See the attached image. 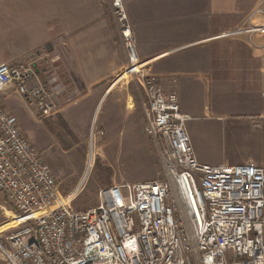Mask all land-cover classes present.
<instances>
[{
  "label": "built area",
  "instance_id": "obj_1",
  "mask_svg": "<svg viewBox=\"0 0 264 264\" xmlns=\"http://www.w3.org/2000/svg\"><path fill=\"white\" fill-rule=\"evenodd\" d=\"M120 24L126 71L143 89V131L159 158L160 179L100 188L96 206L74 210L56 178L0 96V191L15 224L0 231L5 264H264V162L198 161L176 91L140 68L121 0H109ZM234 34L264 59V0ZM0 63V93L13 84L40 116L54 108L32 62ZM58 58L50 57L54 63ZM47 83V84H46ZM9 218V217H7ZM11 219V220H12Z\"/></svg>",
  "mask_w": 264,
  "mask_h": 264
},
{
  "label": "rangeland",
  "instance_id": "obj_2",
  "mask_svg": "<svg viewBox=\"0 0 264 264\" xmlns=\"http://www.w3.org/2000/svg\"><path fill=\"white\" fill-rule=\"evenodd\" d=\"M12 1L15 9L20 5L21 12L12 16H4L3 12L6 11L0 12V58L7 56L14 48L20 51L34 41L37 43L40 37L41 40L46 39L44 19L47 16L54 15L61 21H67L74 13L82 11L83 14L93 3L92 0ZM96 3L103 11L101 21L105 22L106 61L113 65L112 74L106 79L108 81L95 84L85 82L86 68L80 62L73 66L67 38L65 34L58 33L33 49L29 61H33L40 47L47 45L49 55L41 61L32 62V65L43 82H47L49 73L56 76L54 82L45 86L54 107L48 115L51 116L46 120L39 115L35 118L36 113L31 114L36 111L35 107L31 103L24 104L15 90L4 99L6 107L19 111L21 128L50 166L61 197L74 210L96 206L100 188L121 182L160 179L163 176L155 149L143 132L141 91L137 90L134 80L127 85L118 83L108 95L103 96L110 82L126 70L127 58L112 3L109 0H98ZM121 3L144 73H147V69L152 72L163 68L162 61H151L146 66L144 60L184 38L183 33L166 31L174 25V20L179 19V13L189 16L196 9H209L211 6L209 2L196 0H121ZM202 20L205 33L210 20L201 19V23ZM86 49L89 50V47ZM88 50L80 49L83 60L87 59L83 55ZM91 51L102 66L104 51L99 54L98 50ZM51 56L58 59L51 63ZM8 85L13 87V84ZM209 143V154L214 157L227 154L230 148L227 138H211ZM9 211V201L0 191V231L15 224ZM0 264L5 262L0 260Z\"/></svg>",
  "mask_w": 264,
  "mask_h": 264
},
{
  "label": "crops",
  "instance_id": "obj_3",
  "mask_svg": "<svg viewBox=\"0 0 264 264\" xmlns=\"http://www.w3.org/2000/svg\"><path fill=\"white\" fill-rule=\"evenodd\" d=\"M15 1L20 3L21 0ZM196 1H206L211 6L209 9H196L189 16L179 13V19L174 20V25L166 31L183 33L184 38L178 44L166 47L161 53L144 60L143 64L146 66L151 61H162L163 65L162 69L157 68L152 72L147 69L146 74L156 77L166 89L176 91L180 110L189 117L185 128L198 161L212 165L252 161L261 165L264 162V59L260 50L249 45L245 34H234V30L244 23L245 18L252 15L260 0ZM11 2L13 1L0 0V12L6 11L3 12L4 16L20 14V5L15 9ZM92 2L83 14L82 11L74 13L67 21L49 15L44 19V25L46 39L58 33L65 34L73 66L76 62L82 63L86 68L84 81L95 84L108 81L106 79L112 74V64L106 61L105 22L101 21L103 11L101 12L99 3H96L98 0ZM95 19L97 22L94 23ZM201 19L210 20L205 33ZM44 25L42 23L41 26ZM46 39L41 40L40 37L37 43L34 41L20 51L16 48L10 50L7 56L0 58V63L18 62L21 61L20 57L24 60L21 62H29L33 49ZM85 44H88L89 50ZM80 49L89 51L84 52L86 60L82 59ZM92 49L98 50V54L104 51L102 66ZM120 76L121 79L113 84ZM117 78L106 87L103 96L108 95L118 83L127 85L134 80L137 90L141 91L142 108L143 89L139 79L126 70ZM13 91L20 94L14 85H6L0 93L2 100ZM19 96L24 104L31 103L34 107V100L26 101L21 94ZM7 107L18 121L19 111ZM35 113V118L40 116L36 111L31 114ZM50 116L40 117L46 120ZM18 124L20 126L19 121ZM22 131L29 139L25 130ZM221 137L229 140L230 148L227 154L214 157L209 154L210 139Z\"/></svg>",
  "mask_w": 264,
  "mask_h": 264
},
{
  "label": "bare ground",
  "instance_id": "obj_4",
  "mask_svg": "<svg viewBox=\"0 0 264 264\" xmlns=\"http://www.w3.org/2000/svg\"><path fill=\"white\" fill-rule=\"evenodd\" d=\"M138 67H140V68H142L143 66L141 65V62H140V66H138Z\"/></svg>",
  "mask_w": 264,
  "mask_h": 264
}]
</instances>
